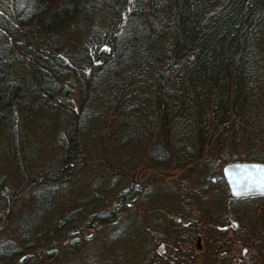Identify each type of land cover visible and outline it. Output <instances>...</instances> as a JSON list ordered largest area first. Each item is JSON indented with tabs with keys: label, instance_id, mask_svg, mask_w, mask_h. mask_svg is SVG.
Masks as SVG:
<instances>
[{
	"label": "trees",
	"instance_id": "trees-1",
	"mask_svg": "<svg viewBox=\"0 0 264 264\" xmlns=\"http://www.w3.org/2000/svg\"><path fill=\"white\" fill-rule=\"evenodd\" d=\"M233 163L264 164V0H0V264L91 228L80 264L164 261Z\"/></svg>",
	"mask_w": 264,
	"mask_h": 264
},
{
	"label": "flooded vegetation",
	"instance_id": "flooded-vegetation-1",
	"mask_svg": "<svg viewBox=\"0 0 264 264\" xmlns=\"http://www.w3.org/2000/svg\"><path fill=\"white\" fill-rule=\"evenodd\" d=\"M224 177L227 183L225 195L218 187L214 188V194L209 196L208 188L207 194L203 195L204 199L214 200V207L207 202L197 205L193 203L194 215H183L189 221L185 222L182 217L178 219L187 225L196 221L191 216H197L202 232L188 234L189 238L186 237L179 244L175 243V247H172V237L167 235L157 238L156 251L167 258L164 259L166 264H195L196 261L200 264H264V193L236 195L225 174ZM78 234L69 239L74 240L70 245L75 250L71 255L73 263L76 264H80L78 246L98 236L93 228L84 230L80 237ZM255 237L262 242L261 248H255ZM67 261H71V258ZM81 261L83 262L82 259ZM59 263L65 264L62 256Z\"/></svg>",
	"mask_w": 264,
	"mask_h": 264
},
{
	"label": "rangeland",
	"instance_id": "rangeland-1",
	"mask_svg": "<svg viewBox=\"0 0 264 264\" xmlns=\"http://www.w3.org/2000/svg\"><path fill=\"white\" fill-rule=\"evenodd\" d=\"M53 131H51V133H52ZM58 136H60V133H58V131L56 132V134H51V135H49V136H47V138L45 139V142L46 143H44V147H45V150L49 153V151H53V152H55L56 151V148L54 147V148H52L53 146H54V143H57V141L56 140H58ZM53 138H54V140H53ZM56 146V145H55ZM243 151H244V149H242ZM46 154V155H44V159H46L47 160V157H48V155L49 154ZM51 153V152H50ZM141 176H142V174H141ZM141 176H139V177H141ZM169 177V176H168ZM167 177V179H166V182H165V180H163V181H158L157 182V185H158V187H155V190L156 191H158V194H155V199L156 200H154V201H156L157 203H156V205L155 206H161L160 204H162V202H164L165 200H171V199H174V198H176V197H180V196H182L181 195V193L179 192V194L177 195V196H175V194L173 193V194H171V195H169V194H159V192H161V191H163V189H166V187H168V185H165L164 184V182L165 183H167L168 182V180H170L171 179V177H169L168 178ZM200 182V181H199ZM198 181L196 182L197 184L199 183ZM135 183V182H134ZM133 183V184H134ZM201 183L203 184V182L201 181ZM197 184H195L194 186H192V190H196V189H199L201 186H198ZM199 185H201V184H199ZM162 189V190H161ZM214 190V188H209V190H208V195L210 196V195H212V191ZM192 195H194V194H192ZM160 196H162V197H160ZM164 196H165V198H164ZM163 200V201H162ZM203 202V201H202ZM201 202V203H202ZM205 202H207V203H209V206H211V207H214V200H210V199H205V201H204V203ZM112 204H113V202L111 203V206H112ZM73 206H75V205H65V206H63V211L61 212V215L63 216V215H65L66 216V214L70 211L71 212V210H72V208H73ZM61 208H62V206H61ZM180 209L181 208V206L180 205H175V206H171L170 207V209L168 210V211H170V212H173V210L174 209ZM61 217V216H60ZM165 216H162V218H161V215L158 217L159 219L161 218V219H163ZM196 218H197V216H196ZM88 218H86V219H84L83 221H81L80 223H82V224H84V222H86V220H87ZM196 223L195 224H197V227H196V234H199L200 232H202L201 230H202V226L201 225H199V223H200V221H199V219L197 218L196 219V221H195ZM201 224V223H200ZM4 234H6V232H4ZM68 234H70V233H68ZM66 235H67V233H66ZM65 235V236H66ZM68 236V235H67ZM105 231L103 230L102 232H100L99 234H98V236H96L95 238H92L91 239V241H89V242H87L86 244H82V246H78V249H77V251H78V254L79 255H82V253H83V251L84 250H91L92 248H96L99 252H101V251H103V250H108L109 248H107L106 247V244H104L105 242ZM258 239H256V237H255V240H254V246H255V248L257 249V248H261V244H262V242H260V241H257ZM159 243V242H158ZM62 245H60V247H62L63 245H65L66 244V241H64V242H62L61 243ZM156 244H157V241H156V243H155V247H156ZM196 244V243H195ZM176 246V244H175V242H174V244L172 245V247H175ZM197 246V245H196ZM59 248V247H58ZM195 249H197L196 247H195ZM195 249H194V252H195ZM58 251V250H57ZM73 252H75V250L73 251ZM55 254H57V252H55L54 253V255ZM58 254H59V252H58ZM68 254L69 255H71V253H69L68 252ZM102 254H104V253H102ZM105 255V254H104ZM60 255H58V257H59ZM156 258V257H155ZM161 259V260H160ZM160 259H157L156 260V264H166V262L165 261H162V258H160ZM58 259H56V260H54V262L52 261V262H48V261H46L47 263L46 264H60V263H58ZM45 264V263H44ZM195 264H200V262L199 261H196V263Z\"/></svg>",
	"mask_w": 264,
	"mask_h": 264
},
{
	"label": "water",
	"instance_id": "water-1",
	"mask_svg": "<svg viewBox=\"0 0 264 264\" xmlns=\"http://www.w3.org/2000/svg\"><path fill=\"white\" fill-rule=\"evenodd\" d=\"M224 174L236 195L264 193V164L233 163L224 167Z\"/></svg>",
	"mask_w": 264,
	"mask_h": 264
}]
</instances>
